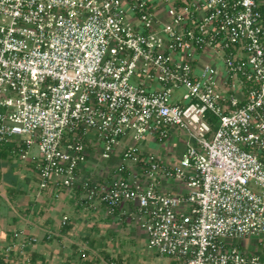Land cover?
Masks as SVG:
<instances>
[{
    "label": "built area",
    "instance_id": "2783aa9c",
    "mask_svg": "<svg viewBox=\"0 0 264 264\" xmlns=\"http://www.w3.org/2000/svg\"><path fill=\"white\" fill-rule=\"evenodd\" d=\"M0 146L176 264H264V0H0Z\"/></svg>",
    "mask_w": 264,
    "mask_h": 264
},
{
    "label": "crops",
    "instance_id": "0c3cea01",
    "mask_svg": "<svg viewBox=\"0 0 264 264\" xmlns=\"http://www.w3.org/2000/svg\"><path fill=\"white\" fill-rule=\"evenodd\" d=\"M5 153L0 157V264H24L26 259L25 264H131L137 258L123 249L135 246V233L119 210L108 214L101 205L81 210L69 195L72 189H63L55 199L51 188H38L36 153L26 160ZM58 213L61 221L68 217L65 225L56 220ZM17 231L36 242L21 247L13 236Z\"/></svg>",
    "mask_w": 264,
    "mask_h": 264
},
{
    "label": "rangeland",
    "instance_id": "374dc122",
    "mask_svg": "<svg viewBox=\"0 0 264 264\" xmlns=\"http://www.w3.org/2000/svg\"><path fill=\"white\" fill-rule=\"evenodd\" d=\"M217 125V122H216ZM184 138L185 133L182 130H173L169 137L163 141L155 140V138L151 136H145L144 141L141 142V149L145 153L154 154L162 157L165 161H171L173 158H178L181 153L185 150L184 147ZM31 154H37V148L33 146L30 151ZM30 155V154H29ZM16 160H19L16 156H14ZM116 160V158H114ZM112 160H106L99 156H94V158H90L88 165L92 166V174L96 172L97 174L108 173L107 167L112 165ZM1 164V163H0ZM1 167V166H0ZM114 176V174H112ZM92 176H90L91 178ZM36 190V189H35ZM67 188L65 189V191ZM70 190V189H69ZM64 191V190H61ZM74 192V191H72ZM71 196L72 201L75 202V198L79 197V194H75V192ZM61 196V195H60ZM59 197V196H58ZM58 197H55L57 199ZM63 195L61 196V198ZM56 220L58 222L61 221V215L58 213L56 216ZM130 230L135 233V246L131 244L123 247L124 250H127L128 253L138 254L136 259L131 260V264H173L171 257L159 254L154 248H149L147 246V238H145V234L142 229H140L139 223L137 221L130 220ZM41 242V241H40ZM16 245V244H15ZM243 249L245 251H253L256 253H264V234L255 235L245 238ZM30 260H25V263H29ZM58 262V260H56ZM24 263V264H25ZM23 264V263H19ZM39 264V263H38Z\"/></svg>",
    "mask_w": 264,
    "mask_h": 264
},
{
    "label": "trees",
    "instance_id": "16d2710c",
    "mask_svg": "<svg viewBox=\"0 0 264 264\" xmlns=\"http://www.w3.org/2000/svg\"><path fill=\"white\" fill-rule=\"evenodd\" d=\"M10 150H7V149H5L4 147H2V146H0V157H3L4 156V154H6L5 152H9ZM12 156H15V155H17L18 156V153H13V154H11Z\"/></svg>",
    "mask_w": 264,
    "mask_h": 264
}]
</instances>
